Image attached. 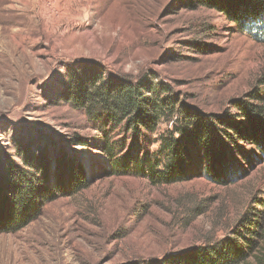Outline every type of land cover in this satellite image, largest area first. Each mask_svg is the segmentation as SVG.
Masks as SVG:
<instances>
[{
  "label": "rangeland",
  "instance_id": "obj_1",
  "mask_svg": "<svg viewBox=\"0 0 264 264\" xmlns=\"http://www.w3.org/2000/svg\"><path fill=\"white\" fill-rule=\"evenodd\" d=\"M221 9L201 0H0L1 200L8 206L16 168L53 192L26 221L0 225V264L160 263L247 234L245 214L264 227V151L239 109L264 105L256 98L264 96V22L241 26ZM72 79L141 86L144 100L172 111L138 133L125 121L90 119L70 95ZM182 111L220 138L232 168L219 175L226 182L207 177L190 143L182 182L152 185L124 169L157 152L159 133L181 129ZM262 255L256 248L242 264Z\"/></svg>",
  "mask_w": 264,
  "mask_h": 264
},
{
  "label": "trees",
  "instance_id": "obj_2",
  "mask_svg": "<svg viewBox=\"0 0 264 264\" xmlns=\"http://www.w3.org/2000/svg\"><path fill=\"white\" fill-rule=\"evenodd\" d=\"M228 1L201 0V4L205 3V5L218 8L220 6L221 10L229 16L234 13L233 22H237L241 26L248 24V22L252 24L264 22V0H238L244 8L239 11L235 10V12L225 5L230 3ZM251 5L254 6L255 13L248 11V6ZM72 80L73 86L70 87V95L73 97L74 102H77L84 109L86 116L90 119L97 120L104 117L107 121L115 124H121L125 121L127 130L134 133H138L142 129L155 130L158 123L164 119V110L167 108L166 102L164 100L161 102L158 100L159 103L155 101L147 102L140 93L141 86L139 88V86L127 82L114 84L111 81L96 84L92 79L91 86L85 88L79 87L80 85L74 79ZM82 89V93L78 92ZM256 98L264 103V96L256 94ZM167 109L172 111L170 107ZM239 109L242 116L249 121L252 141L264 151V127H262L264 123V105L250 106L245 103L239 105ZM183 113L185 114V111L181 112V114ZM185 115L186 117H182L184 121L180 120L181 129L173 127L172 130L157 135V152L155 154H145L141 158H134L131 163H127L128 165L125 168L121 159H115L114 164L118 168H121V166L124 169L134 168L152 185L182 182L188 178L186 172H184L185 170L182 169L190 157L189 151L185 149V144L190 143V146H194L191 148L199 147L202 150L207 177L215 183L226 182L220 179L219 175H229L232 168H228L226 157L224 158L219 153V150L223 147L220 138L213 135L214 130L209 127L208 121L200 118L195 121L192 119L193 122L191 120L187 121L185 118L189 115ZM189 127H192V129H189ZM188 130H191L189 135L188 132H185ZM177 133H180L179 138L174 136ZM226 139L234 142L233 137L228 136ZM132 163L133 165H131ZM9 173L10 178L6 179L7 189L10 193L9 197L7 196L8 206L5 205V196L1 200L2 192L0 190V225L4 224L7 229H10V225L12 226L16 222L18 224L23 220L26 221L33 212H36L34 207L38 200H43L48 195L50 197L53 194L52 190H47L45 185L35 186L36 178L28 174L25 169L16 168ZM80 179L81 177L75 179L74 183L77 187L84 186ZM37 182L42 184V178L38 179ZM2 212L8 216V221L2 216ZM251 217L255 218L257 216L245 214L239 223L247 234L238 230L234 233L236 238L230 241L208 245L175 257H165L160 263L150 262L147 264H242L246 261L250 252L255 251L256 248L264 250V230H262L264 227L256 220H251ZM257 218L262 220V217ZM246 225L253 228L257 227L260 231L246 228ZM262 256L264 258V255ZM256 258L257 264H264V259Z\"/></svg>",
  "mask_w": 264,
  "mask_h": 264
}]
</instances>
